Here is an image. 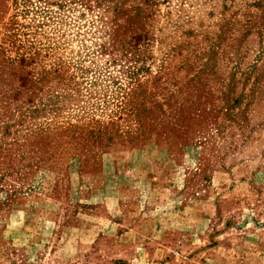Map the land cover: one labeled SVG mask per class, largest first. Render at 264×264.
<instances>
[{
    "label": "rangeland",
    "instance_id": "374dc122",
    "mask_svg": "<svg viewBox=\"0 0 264 264\" xmlns=\"http://www.w3.org/2000/svg\"><path fill=\"white\" fill-rule=\"evenodd\" d=\"M146 248L264 264V0H0V264Z\"/></svg>",
    "mask_w": 264,
    "mask_h": 264
},
{
    "label": "crops",
    "instance_id": "0c3cea01",
    "mask_svg": "<svg viewBox=\"0 0 264 264\" xmlns=\"http://www.w3.org/2000/svg\"><path fill=\"white\" fill-rule=\"evenodd\" d=\"M159 254H161V256ZM165 254V251L159 248H146L144 250L145 262L142 264H170L169 259Z\"/></svg>",
    "mask_w": 264,
    "mask_h": 264
}]
</instances>
